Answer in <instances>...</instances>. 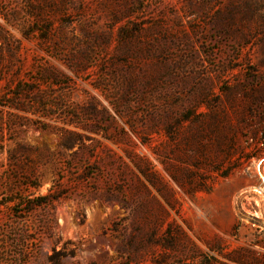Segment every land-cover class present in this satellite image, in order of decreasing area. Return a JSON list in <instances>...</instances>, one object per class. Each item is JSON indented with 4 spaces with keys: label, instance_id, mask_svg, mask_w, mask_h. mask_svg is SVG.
I'll use <instances>...</instances> for the list:
<instances>
[{
    "label": "rangeland",
    "instance_id": "rangeland-1",
    "mask_svg": "<svg viewBox=\"0 0 264 264\" xmlns=\"http://www.w3.org/2000/svg\"><path fill=\"white\" fill-rule=\"evenodd\" d=\"M61 247L264 264V0H0V264Z\"/></svg>",
    "mask_w": 264,
    "mask_h": 264
},
{
    "label": "trees",
    "instance_id": "trees-1",
    "mask_svg": "<svg viewBox=\"0 0 264 264\" xmlns=\"http://www.w3.org/2000/svg\"><path fill=\"white\" fill-rule=\"evenodd\" d=\"M27 92H31V89L27 90ZM48 195L45 196H37L35 198H32L29 203L33 206H40L50 203V199H48ZM52 199V198H51ZM29 205V204H28ZM26 252V251H25ZM74 256V249H66L64 247L61 248H51L50 253L47 255V259L51 264H58L61 258L64 256Z\"/></svg>",
    "mask_w": 264,
    "mask_h": 264
}]
</instances>
